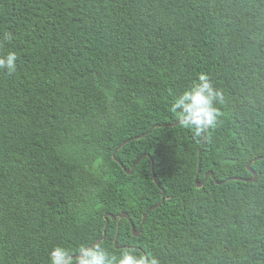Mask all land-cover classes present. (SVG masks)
<instances>
[{
	"label": "trees",
	"instance_id": "1",
	"mask_svg": "<svg viewBox=\"0 0 264 264\" xmlns=\"http://www.w3.org/2000/svg\"><path fill=\"white\" fill-rule=\"evenodd\" d=\"M10 51L0 264H50L57 245L73 258L99 246L115 264L124 249L160 264H264V157L253 160L264 154V0H0V56ZM199 73L223 94L204 140L167 125Z\"/></svg>",
	"mask_w": 264,
	"mask_h": 264
},
{
	"label": "clouds",
	"instance_id": "2",
	"mask_svg": "<svg viewBox=\"0 0 264 264\" xmlns=\"http://www.w3.org/2000/svg\"><path fill=\"white\" fill-rule=\"evenodd\" d=\"M5 40H11L10 33ZM17 54L14 51L0 56V70H7L9 74L17 70ZM223 102V94L216 89L205 73H199L190 86L177 95L171 110L184 128L190 129L194 137L216 126L221 112L217 104ZM81 255L73 258L72 249L63 245L54 246L49 259L50 264H115L117 257L111 258L99 247L81 246L77 250ZM118 264H160L155 256L137 255L134 249H124L120 252Z\"/></svg>",
	"mask_w": 264,
	"mask_h": 264
},
{
	"label": "water",
	"instance_id": "3",
	"mask_svg": "<svg viewBox=\"0 0 264 264\" xmlns=\"http://www.w3.org/2000/svg\"><path fill=\"white\" fill-rule=\"evenodd\" d=\"M179 122H180V121H176V122H172V123L167 124V125H168V126H172V125H174L175 123H179ZM153 126H154V125H153ZM153 126H151V127L149 128V130H147V131L145 132V134L148 133V132L150 131V129H151ZM141 135H142V134H141ZM141 135H137V136H134V137H130V138H128V139L122 141L121 143H119V145H117V147L114 149L112 156L114 157V154H115L116 150L119 149L120 146H121L122 144L126 143L128 140H132V139H134V138H138V137H140ZM204 138H205V132L202 133V140H204ZM198 153H200V150L198 151ZM142 156H146V154H141L140 157H142ZM140 157H139V158H140ZM263 157H264V154L261 155V156H257V157H255L253 160H256V159H259V158H263ZM139 158H137V159L134 161V163H133V165L131 166L130 169L127 170L124 166H122V169L125 170L128 174H130V173L132 172L133 168H134L135 163L138 161ZM250 162H251V161H248V162H247V164H246V168L251 172L252 177H251V178H248V179H246V180L254 181V180L256 179V175H255L254 171L249 167ZM150 170H151V173H152V179H153L154 183H156V181H155V177H154V174H153V164H152V161H151ZM198 171H199V167L197 168V173H198ZM208 175H210L211 177H213V174H212L211 172H207V173L205 174L204 179H203L202 181H199V182H198V181H197V174H196V175H195V179H194V182L196 183V186H197V187H200V186L202 185L203 181L205 180V178H206ZM214 181H215V180H214ZM161 191H162V192H161V200H160V202H158V203H156V204H154V205L148 207V208L144 211V213L142 214V217H141V223H140V225L138 226V228H137V229H134L133 224L130 222V228H131V232H132L133 235L136 236V235H138V233L140 232L141 224H143L144 219H145L146 214L148 213V211L151 210V209H153V208H155L156 206H159L160 203L163 202L164 192H163L162 189H161ZM122 217H124V218H128V215H127L125 212H120V213H118V214H117V224H118V220H119L120 218H122ZM110 218H111V219H115V216L111 215ZM97 242H98V241H95L92 245L97 244ZM88 248H90V246H88ZM79 255H81V254L79 253V254L75 255L74 257H77V256H79Z\"/></svg>",
	"mask_w": 264,
	"mask_h": 264
}]
</instances>
